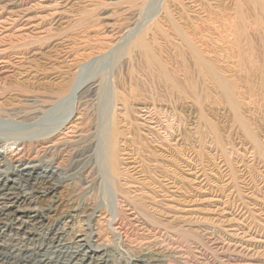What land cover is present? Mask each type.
Segmentation results:
<instances>
[{
    "label": "rangeland",
    "instance_id": "1",
    "mask_svg": "<svg viewBox=\"0 0 264 264\" xmlns=\"http://www.w3.org/2000/svg\"><path fill=\"white\" fill-rule=\"evenodd\" d=\"M181 1L184 7L172 8L168 21L164 0H0V152L7 154L0 179L11 176L19 154L24 162L51 159V170L60 173L75 165L78 151L88 149L54 197L29 205H51L46 221L60 224L66 239L84 234L106 252V264H153L137 262L141 254L158 257L160 264H264V159L251 141L264 148V38L211 33L221 28L214 20L223 7L235 23L249 0ZM177 32L194 41L191 47ZM141 35L166 74L149 66L144 47L132 43ZM219 79L229 85L227 94ZM91 83L95 94L84 101L80 93ZM135 87L143 95L130 104L131 127L127 142L117 144L123 150L118 162L134 181L144 183L151 175L166 184L157 194L161 212L152 213V220L194 221L183 227L189 229L184 236L125 206L116 191L119 182L103 171V149L120 111L115 96ZM32 96L45 102L32 104ZM11 109L29 112L19 117ZM75 111L81 113L77 133L58 135L67 141L51 148L53 135ZM148 127L155 138L144 131ZM141 139L150 142L148 149H139ZM173 145L183 151L180 188L152 173L168 168L163 149ZM158 184L149 189L156 193Z\"/></svg>",
    "mask_w": 264,
    "mask_h": 264
},
{
    "label": "bare ground",
    "instance_id": "2",
    "mask_svg": "<svg viewBox=\"0 0 264 264\" xmlns=\"http://www.w3.org/2000/svg\"><path fill=\"white\" fill-rule=\"evenodd\" d=\"M187 1H190L192 3L194 2V4L195 3L199 4L201 0L199 2L198 0H187ZM181 4H182L181 0H164L163 9L165 11L164 12L165 17L168 21H173V17L171 14L172 8L178 7V6L184 7ZM223 9H221L220 14L218 13L219 16L217 17V20H214V21H218L221 27L219 28V30L211 32L212 34H214V36L216 35L219 37H231L233 39L249 38V37L264 38V0H249V2L247 1L245 16L243 15L242 19L237 20V22L235 23L234 22L232 23V20L230 21V18L232 19V17L227 16L224 13L226 9L224 11ZM177 34L180 37V39L183 42H185L187 46L191 47V44L194 41H192L191 38L187 34L178 33V32ZM132 43L135 44L136 46L144 47L143 52H144L145 60L149 66L151 65L154 68L158 69V71L160 70L162 73L166 74V72L163 71L162 69L164 68V63H162L159 60H156L152 56L151 50L147 46L145 42V37L143 35L136 38ZM197 47L195 45L192 46L193 48L192 52L195 53L196 60L200 62V50ZM219 82H220V85H222L224 92L227 94L229 91V85L225 83V81H223L222 79H219ZM94 86H95L94 83H91L88 85L87 88H83L84 90L80 93V94H83L81 96L82 100L84 99L85 101L93 95L95 91ZM79 88H80L79 85L72 88L71 92H72L73 97L74 96L76 97L75 94H77V92L80 91ZM178 90L179 89L177 88L176 91ZM142 95L143 94L141 93L140 89L135 87V88H132L127 94L124 93V94L119 95L118 93L115 96V100L118 101V104L120 105V111L119 113L115 111L118 115H116V117L112 121V124L110 126V134L108 138L106 139L107 140L106 146L103 149L104 151L103 152V163H104L103 171L105 174L110 176L111 179H113V181L119 182V183L116 182V188H117L116 191L118 193V197L120 198L121 202L124 203L125 206H130L131 208L136 209L143 215V217L148 219L150 222H153L154 224L163 226L165 229L168 230V232H170V234L172 233V234H176V236L177 235L184 236V234L187 232V230L189 231V229H183V227L189 226L190 228L192 224L194 223V221L181 217L182 219L179 220L180 223L173 225L172 223H169L167 221H166L167 223L166 222L159 223L157 221L152 220L153 219L152 213L161 212V200L157 198L158 196L157 194L164 192L163 188L164 186H166V184H158V181L153 179L151 175L148 176V179L144 183L134 181L131 175L122 169V167L120 166L121 163L118 162L117 155H118V152L121 151L122 149L121 150L118 149L117 144L123 141H126V138H125L126 131L130 129L131 127L128 121V115L132 108L130 107V104L136 105V101H138L140 99L139 97ZM178 95L179 97L182 96L181 93L179 92H178ZM194 99H195V102L198 101L196 97H194ZM28 101L33 104L35 102H42L44 100L43 98L32 96L31 100H28ZM232 108L234 110H237V106L234 102H232ZM35 110L36 109L34 108L30 109L32 113L34 112L36 113ZM141 110H143L144 112L146 111L144 109H141ZM27 111L29 112V110ZM27 111L23 109L21 110L11 109V113L19 117L27 115L26 113ZM33 115L32 116L30 115L31 116L29 117L30 120H32V118L34 117ZM75 115H72V112H69L68 115L65 117L64 121L62 122V124L64 123L62 131L60 130L61 131L60 133H58L57 135H53L56 137H54L52 142L49 144L51 148L57 145V142L64 143L67 141V138H62L61 136L63 135L65 136L69 134L67 136L70 137L71 134L77 133V128L79 127L80 122H81L80 121L81 113L78 111H75ZM144 131H146L151 137L155 138L156 134L154 135L153 127H148V129L146 128ZM247 133L248 135L251 134V132L249 131H247ZM47 134H51V133H47ZM58 135H61V136L59 137ZM77 135L79 136V134ZM77 135H75V137ZM43 136H46V135H43ZM129 137L131 136L129 135ZM50 138L52 139V136ZM251 141H252L253 149L264 159V148L259 144L258 140L256 141L255 139H252ZM21 143L22 142H20L19 145ZM140 144L141 146H139V149L141 148L148 149V147H150V142H148L146 139L144 141H142L141 139ZM81 146L83 147V145ZM41 147H44V144ZM87 150L83 149L80 152L78 151L74 159L75 165H73L71 168L66 170V172H60V173L51 170V167L53 166L51 159L36 161L33 158H30V159H26V161L24 162V159L21 158V154H19L20 156L15 158L14 162H16L15 163L16 167L14 166L15 167L14 168L12 165L13 169L11 170V176L0 179V264H106L107 263L108 258L106 256V252L104 251L101 252L99 250L100 246H97V245L94 246L93 244H90L92 242L90 240H89L90 242L88 241L87 236H85L84 234H79V235H76V237L73 240H70V239L68 240L66 239L67 237L66 238L64 237L65 233L63 234V230L60 224L49 223V221L48 222L46 221V218H45L46 212L48 211L51 205L50 206L46 205L44 208L29 207V205L33 204L34 202H37L38 200H42L49 194H51V196L55 195L56 190L61 186V184L69 180V178L73 177V175H75L76 172L78 171L79 167L86 160L88 156ZM163 150H164L165 156L168 159L167 162H169L170 165H168V168L159 166L160 169H155L154 171H152V173L155 175V172H158L163 178H165L166 181H169L168 184L172 183L175 185H179V188H180V184L183 183V181L178 179V175H177L179 172V167H178L179 162L178 161L180 159L182 160L181 155L183 154L182 153L183 151L179 147H176L174 145L168 146ZM6 155L0 152V167L7 160ZM149 173H151V171L148 170V174ZM174 174L177 176H173ZM136 183H139V184L135 185ZM155 184H158V188L156 187L157 188L156 193H155V190L149 189L150 186H153ZM134 189L135 191L138 192V196L131 195V193H134ZM140 191H141V194H140ZM135 260L140 263L145 261V262H151L153 264H160L161 262V260L158 257L153 258V257H150V256L148 257L142 254L136 256Z\"/></svg>",
    "mask_w": 264,
    "mask_h": 264
}]
</instances>
